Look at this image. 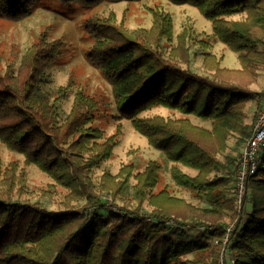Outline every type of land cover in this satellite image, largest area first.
Listing matches in <instances>:
<instances>
[{
    "label": "trees",
    "instance_id": "1",
    "mask_svg": "<svg viewBox=\"0 0 264 264\" xmlns=\"http://www.w3.org/2000/svg\"><path fill=\"white\" fill-rule=\"evenodd\" d=\"M60 1L65 6L94 7L105 0ZM170 1L194 6L211 21L214 37L238 54L241 68L225 69L211 54L206 56L213 64L212 75L185 68L186 35H180L178 46L167 53L163 41H173V20L159 10L153 13L151 31L128 33L113 19H88L85 31L93 45L87 60L111 85L120 117L130 120L168 160L197 171L192 176L174 165L170 174L208 207L182 216L180 210L189 206L185 201L166 189L154 193L160 179L157 162L136 175L133 197L126 193L132 176L129 167L117 176L105 174L96 188L92 172L112 156L115 138L105 139L103 131L92 126L99 102L82 89L75 93L69 114L62 117L59 102L67 98L70 87H61L56 98L44 87L51 82L48 69L62 54L63 42L50 41L43 33L18 67L10 65L3 73L0 65V140L22 154L26 164L69 187L87 206L53 211L23 201L25 174L17 175L16 163L3 168L0 158V264H219L225 248L234 264H264V147L225 245V218L235 210L241 156H227L225 161L219 157L230 136L237 135L241 145L249 141L264 106V93H255L258 107L248 124L246 107L253 93L224 77L264 68V0ZM41 2L0 0V16L29 17ZM236 14L246 18H228ZM199 42L207 47L206 41ZM156 106L209 120L212 128L187 118L140 116ZM131 198L137 207L127 204ZM118 200L124 201L122 210H112L110 204L117 205ZM144 202L153 208L149 216L143 215ZM171 218L176 219L173 225Z\"/></svg>",
    "mask_w": 264,
    "mask_h": 264
},
{
    "label": "rangeland",
    "instance_id": "2",
    "mask_svg": "<svg viewBox=\"0 0 264 264\" xmlns=\"http://www.w3.org/2000/svg\"><path fill=\"white\" fill-rule=\"evenodd\" d=\"M159 10L171 16L173 20V41H163L164 50L168 53L171 47L178 46V37L186 35L185 47L188 49V63L184 67L191 68L199 75H212L211 58L207 54L215 56L225 69H240L241 64L238 54L216 39L213 35L212 23L205 18L200 11L189 4L177 5L170 0H137V1H103L94 7H83L81 5H64L60 0H42L29 17L22 19H9L0 16V65L3 73L13 66L20 65L25 53L37 43L40 36L46 33L49 40H61L63 52L54 66L48 69L51 75V82L45 85V90L56 98L58 90L63 87H70L66 99L59 102L61 115L65 118L71 111L75 93L82 89L87 94L96 98L99 102L95 112V120L92 126L103 131L104 138L114 137L116 145L112 156L96 167L92 172V180L96 188L103 184V176L110 174L117 176L124 168H131L132 176L128 179L126 193L132 197L137 184L136 175L143 173L150 162H157L160 165V179L153 189L154 193L166 189L172 196L185 201L189 206L180 210L182 216H192L195 211L208 207L207 203L196 197L190 190L179 186L173 180L171 173L172 166L180 167L189 175H196L197 171L182 164H175L167 159L165 154L149 144L148 139L135 130L128 119L120 117V110L115 102L111 85L105 80L101 71L87 60L93 41L85 31V23L93 17H105L113 19L120 29L131 33L137 30L151 31L154 27V11ZM230 20H243L246 14H236L228 17ZM201 40L207 42V47L201 44ZM183 53V51H182ZM252 73H225L224 77L231 83L246 86L252 94V100L246 107V122L252 123L258 107L259 98L256 93H264V68ZM251 83V84H249ZM141 117L163 116L165 118H187L191 123L211 130L209 120H203L193 115H185L179 111L170 110L162 106L153 107L143 112ZM226 150L220 154L221 160L226 157L242 156L246 145L238 142L237 135L230 136L226 143ZM0 158L3 168H8L16 163L18 166L17 175L23 172L26 180L23 189V201L41 203L48 210H65L73 208L76 210L87 206V202L81 198H75L71 189L57 182L53 177L43 172L34 164H26L25 157L10 150L0 140ZM241 160V159H240ZM218 174H222L219 172ZM214 176V174L212 173ZM211 175V176H212ZM99 190V189H97ZM236 193V192H235ZM130 199L127 204L131 208L138 206V202ZM234 200L235 210L226 216V228L236 226L240 211L236 198ZM117 205L110 204L112 210H122L120 206L124 201H117ZM152 207L144 202L143 215L149 216ZM171 225L176 219H170ZM232 227V231L234 230ZM203 230V229H202ZM230 232V235L232 233ZM197 231L192 232L196 234ZM226 236L223 240L226 239ZM217 242V241H216ZM225 248L220 256V263L223 258L233 259ZM190 255L188 258H192ZM234 260V259H233Z\"/></svg>",
    "mask_w": 264,
    "mask_h": 264
},
{
    "label": "built area",
    "instance_id": "3",
    "mask_svg": "<svg viewBox=\"0 0 264 264\" xmlns=\"http://www.w3.org/2000/svg\"><path fill=\"white\" fill-rule=\"evenodd\" d=\"M257 115L252 136L243 149L238 172L236 174V182L234 186L236 187L235 198L239 210L242 209L244 199L248 192L249 179L257 172L256 170H258L260 165V156L264 147V106ZM232 227L234 226L228 228V234L224 244L229 242L230 232L233 229ZM234 263L235 261L233 259H228L227 261L226 258H223L222 260V264Z\"/></svg>",
    "mask_w": 264,
    "mask_h": 264
}]
</instances>
